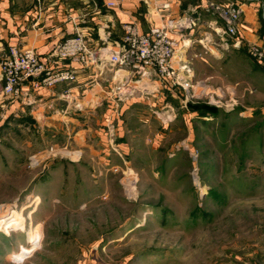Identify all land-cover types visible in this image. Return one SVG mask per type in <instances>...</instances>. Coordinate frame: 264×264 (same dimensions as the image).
Here are the masks:
<instances>
[{
    "label": "rangeland",
    "instance_id": "374dc122",
    "mask_svg": "<svg viewBox=\"0 0 264 264\" xmlns=\"http://www.w3.org/2000/svg\"><path fill=\"white\" fill-rule=\"evenodd\" d=\"M218 31L241 51L222 77L139 72L99 107L0 106V264H264V63Z\"/></svg>",
    "mask_w": 264,
    "mask_h": 264
},
{
    "label": "crops",
    "instance_id": "0c3cea01",
    "mask_svg": "<svg viewBox=\"0 0 264 264\" xmlns=\"http://www.w3.org/2000/svg\"><path fill=\"white\" fill-rule=\"evenodd\" d=\"M110 1L117 4L109 6ZM213 1L231 0H0V59L12 45L31 47L46 67L69 70L75 76L52 87L34 88L25 84L15 97L4 93L0 72V106L6 105L3 108L9 116L27 109L36 114L47 113L46 108L51 107L58 113H66L72 108L105 105L112 86L126 83L135 74L109 61L110 53L123 42L124 24L132 19L142 33L167 27L171 36L179 39L173 65L181 79H213L222 77L223 70L231 73L232 67L240 62L241 51L216 37L220 36L218 30L224 23L207 11L208 3ZM236 1L243 9L241 41L264 44V14L259 11L262 3ZM215 19H220V24ZM77 34L84 35L93 58L60 59L53 54L60 42ZM140 74L143 82L152 84L151 79H155L154 87L162 85L154 69ZM106 111L111 112V107Z\"/></svg>",
    "mask_w": 264,
    "mask_h": 264
},
{
    "label": "built area",
    "instance_id": "2783aa9c",
    "mask_svg": "<svg viewBox=\"0 0 264 264\" xmlns=\"http://www.w3.org/2000/svg\"><path fill=\"white\" fill-rule=\"evenodd\" d=\"M116 4V1L108 2L109 6ZM206 9L222 19L228 35L238 36L243 21V9L238 1L227 4L209 2ZM124 30L120 47L110 53L109 61L113 65L133 73L154 69L161 79L168 81L174 79L177 72L173 65V57L180 47V41L171 36L167 27H157L149 33H142L137 21L132 19L124 24ZM53 54L60 59L86 61L94 53L84 35L77 34L60 42ZM249 55L256 61L264 63V44L249 42ZM0 72L4 81V93L15 97L21 94L25 84H30L34 88L52 87L75 77L72 71L46 67L33 48L19 45H12L8 53L0 59Z\"/></svg>",
    "mask_w": 264,
    "mask_h": 264
},
{
    "label": "trees",
    "instance_id": "16d2710c",
    "mask_svg": "<svg viewBox=\"0 0 264 264\" xmlns=\"http://www.w3.org/2000/svg\"><path fill=\"white\" fill-rule=\"evenodd\" d=\"M263 23H264V21H263ZM195 108H198L197 110H203L202 112H205L206 114L207 113H210V114H212V113H214L216 110H217V108L216 107H211V106H204L203 107V109H201L200 107H195Z\"/></svg>",
    "mask_w": 264,
    "mask_h": 264
},
{
    "label": "bare ground",
    "instance_id": "6f19581e",
    "mask_svg": "<svg viewBox=\"0 0 264 264\" xmlns=\"http://www.w3.org/2000/svg\"><path fill=\"white\" fill-rule=\"evenodd\" d=\"M13 215V214H12ZM7 216H9V215H5L4 214V216H2L1 218H0V223H2L6 218H7ZM8 224V223H7Z\"/></svg>",
    "mask_w": 264,
    "mask_h": 264
}]
</instances>
